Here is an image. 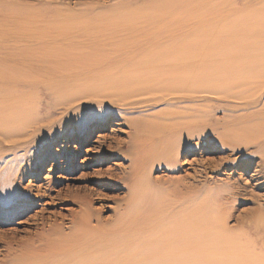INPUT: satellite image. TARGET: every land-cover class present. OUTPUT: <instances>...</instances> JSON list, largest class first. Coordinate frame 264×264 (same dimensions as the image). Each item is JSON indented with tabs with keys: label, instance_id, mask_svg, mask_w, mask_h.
I'll use <instances>...</instances> for the list:
<instances>
[{
	"label": "rangeland",
	"instance_id": "rangeland-1",
	"mask_svg": "<svg viewBox=\"0 0 264 264\" xmlns=\"http://www.w3.org/2000/svg\"><path fill=\"white\" fill-rule=\"evenodd\" d=\"M146 1L0 0V69L20 62L11 34L18 20L42 18L53 27L63 20L99 25L123 18L127 8L126 15L135 18ZM213 22L203 24L221 23ZM187 25L190 35L194 34L195 22ZM235 28L216 37L218 46L207 54L205 68H193L190 73L197 88L205 84L204 92L172 95L165 91L167 96L153 92L156 95H148L145 104L118 102L117 84H125L137 73L117 65L103 66L125 57L126 49L110 51L85 80L70 81L82 88L87 85L83 94L89 92L88 97L69 101L72 93L57 103L55 95L46 98L24 86L18 90L24 95L30 92L26 108L31 119L38 120L28 124L30 128L27 121L26 134L4 142L0 138V207L9 210L11 204L19 205L0 219V264H16L5 262L4 257L19 254L50 228L64 234L80 229L77 223L84 207L96 231L91 237L109 236L118 228L130 231V224L124 222L122 227L121 223L127 215L123 212L133 203L137 207L128 215L142 220L164 222L173 215L193 220L200 213L222 219V226L230 231L227 238L239 242L236 264L253 253L249 244L255 243L258 253L264 238L260 231L249 230L259 215L264 217V184L255 174L263 150L257 142L246 141L264 134V53L253 56L262 65L249 71L236 57V47L249 39L264 40V0H236ZM122 40L113 35L105 42L119 46ZM238 93L251 97L244 100ZM131 122L141 130L137 146L142 151L161 143L171 146L164 162L147 165L138 178L132 176ZM175 132L185 135L184 139L175 141ZM100 226L103 230L98 233Z\"/></svg>",
	"mask_w": 264,
	"mask_h": 264
},
{
	"label": "bare ground",
	"instance_id": "bare-ground-1",
	"mask_svg": "<svg viewBox=\"0 0 264 264\" xmlns=\"http://www.w3.org/2000/svg\"><path fill=\"white\" fill-rule=\"evenodd\" d=\"M128 11L129 8L121 19L99 25L70 19L71 21H59V24L53 27L52 23L42 18L30 21L28 16V19L24 16L26 19L15 21L19 25H14L11 30L15 44L12 48L20 52L18 59L14 58L20 61V64L0 69V138L3 142L21 135L25 126L33 125L38 120L37 117L31 119L32 116L26 108L30 92L26 96L18 91L22 86L37 90L36 94H42L46 98L55 95L57 103L65 102L72 93L74 95L69 101L88 97L89 92L87 95L83 94V88L87 85L82 88L70 81L85 80L93 75L96 72L93 66L100 65L110 51L113 53L126 49L124 53L127 55L116 62L108 61L106 66L102 65L103 68L109 69L117 65L116 67L137 73L125 84H117L119 89L116 91H119L116 93L121 92L118 102L126 105V101L130 100L128 105L145 104L146 101L148 103L145 98L153 95V92L161 94L166 91L172 92V95L198 90L204 92L205 84L200 83L201 88H197L198 85L194 84L196 82H193L194 78L190 73L193 68H205L207 54L214 52L218 46L217 42H214L216 37L234 32L236 0H147L145 6L139 8L135 18L127 16ZM210 19L221 22V25L206 27L203 23ZM192 22H195L197 29L190 35L187 24ZM113 35L122 37L119 46H111L105 42ZM258 39L246 40L241 47H236V57L249 71L262 65L257 60L254 62L253 58L259 52L264 53V40ZM247 56H251V60L248 61L245 58ZM100 69L101 67L98 70ZM112 86L115 85L112 83ZM102 91L100 88L99 92ZM116 93L113 94L115 97ZM248 93H238L236 96L245 100L251 97ZM95 94L101 96L102 93ZM16 100L21 101L20 105L15 103ZM130 127L133 131L129 136L133 149L132 176L138 178L147 165L151 168L157 162H164L171 146L161 143L149 147L148 152L142 151V146H137L141 130L139 131L134 122H131ZM183 136L185 135L173 133L175 141H181ZM252 141L257 142L260 150H263V159L255 171L262 180L259 183L261 185L264 184V134L259 135L257 139L252 137L246 142ZM232 187L230 193L235 189ZM18 206L11 204L9 210L0 207V219L2 216L11 215ZM136 207L133 203L123 212L127 215L121 224H130V231L118 228L112 235L91 237V232L96 231L89 225L91 219L87 217L88 211L84 207L82 220L77 223L82 226L80 229H73L64 234L58 229L50 228L48 233L38 236L36 242L28 244L23 250L20 249L19 254L8 253L4 261L16 264H236L235 249L236 243L239 242L227 238L226 234L230 231L224 224L222 226V219L204 216L199 212L197 217L194 215L196 218L193 220V214H189L191 220L186 216L178 219L175 215L168 217L164 222L154 218L142 220L138 216L134 218L128 215V211L132 212ZM254 224L249 231H260V236L264 238V217L259 215ZM102 230L103 226H100L98 233ZM249 245L256 249L255 243ZM258 249V253L253 250L249 256L241 258L240 264H264V240Z\"/></svg>",
	"mask_w": 264,
	"mask_h": 264
}]
</instances>
